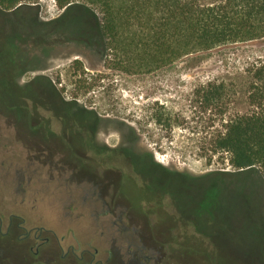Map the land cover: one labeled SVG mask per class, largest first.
Masks as SVG:
<instances>
[{
  "label": "rangeland",
  "instance_id": "374dc122",
  "mask_svg": "<svg viewBox=\"0 0 264 264\" xmlns=\"http://www.w3.org/2000/svg\"><path fill=\"white\" fill-rule=\"evenodd\" d=\"M23 7L0 8V264H264V178L210 159L224 120L197 96L235 84L227 117L246 112L264 39L135 75L49 39L57 0ZM86 118L96 145L125 149L153 186L104 179L78 135Z\"/></svg>",
  "mask_w": 264,
  "mask_h": 264
},
{
  "label": "trees",
  "instance_id": "16d2710c",
  "mask_svg": "<svg viewBox=\"0 0 264 264\" xmlns=\"http://www.w3.org/2000/svg\"><path fill=\"white\" fill-rule=\"evenodd\" d=\"M38 1L0 0V8L22 10L26 3ZM57 2L64 13L57 21L45 24L49 39L74 42L82 49L80 55L87 56L92 50L128 74H149L196 52L264 39V0ZM33 25L35 30L40 27ZM247 79L246 112L227 117L240 93L235 84L210 83L197 96L206 110H218L224 120L208 149L210 159L217 153H228L237 175L250 170L264 178V61L247 70ZM46 87L55 90L51 83ZM68 105L80 109L76 101ZM88 118L83 121L91 126L94 121Z\"/></svg>",
  "mask_w": 264,
  "mask_h": 264
},
{
  "label": "flooded vegetation",
  "instance_id": "af4514ba",
  "mask_svg": "<svg viewBox=\"0 0 264 264\" xmlns=\"http://www.w3.org/2000/svg\"><path fill=\"white\" fill-rule=\"evenodd\" d=\"M78 132L79 138L82 140H86V145L90 151L89 160L99 166L109 168H106L107 171L104 174L106 178L104 179L110 181L129 180L136 183V186L140 185V188L143 186H153L154 179L147 177L150 175H147L148 173L146 174V172L142 168L139 167V172L134 168L135 166L126 154L125 149L120 148L118 145H111L106 143H103L100 146L96 145V131H94L93 127L89 126L84 121L80 122ZM135 173H137L138 175H136ZM134 176L136 178L141 177V184L137 185V180H134Z\"/></svg>",
  "mask_w": 264,
  "mask_h": 264
}]
</instances>
